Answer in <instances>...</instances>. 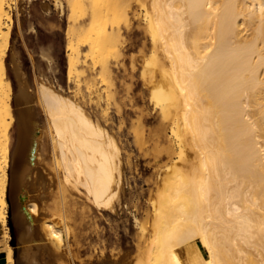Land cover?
<instances>
[{"label":"bare ground","instance_id":"obj_1","mask_svg":"<svg viewBox=\"0 0 264 264\" xmlns=\"http://www.w3.org/2000/svg\"><path fill=\"white\" fill-rule=\"evenodd\" d=\"M7 2L0 0V235L5 244L0 255L7 257L0 264L15 261L9 243V207L23 236L34 238L41 223L40 204L29 198L31 181L39 180L45 190L57 178L63 199L75 187L97 208L116 212L123 182L118 90L109 93L118 117L115 131L109 126L111 116L102 104L101 90L96 98L79 101L46 83L40 84V101L48 119L46 151L53 162L38 170L41 130L35 124L31 132L22 114L9 175L14 121L5 64L12 21ZM119 4L71 0L68 76L81 66L85 82L93 81L86 63L79 65V53L86 45L100 64L102 78L113 81L117 67L112 55L121 54L125 61V52L135 47L121 42L119 49L115 38L142 29L139 55L132 57V64L139 61L140 76L164 117L155 136L159 141L160 133L166 136L171 162L166 164L167 178L157 194L146 229L148 244L138 264H185L178 253L183 244L190 264H264V0H121ZM98 43H105L100 50L95 48ZM93 100L100 118L87 106ZM41 226L56 247L66 243L65 223L45 218Z\"/></svg>","mask_w":264,"mask_h":264},{"label":"rangeland","instance_id":"obj_2","mask_svg":"<svg viewBox=\"0 0 264 264\" xmlns=\"http://www.w3.org/2000/svg\"><path fill=\"white\" fill-rule=\"evenodd\" d=\"M115 2L119 4L121 0H115ZM7 3L12 21L5 64L12 85L10 103L11 116L14 121L9 175L11 176L12 173L13 153L17 144L22 114H24L23 121L28 122L31 132L34 130L35 124H38L41 130L39 142L42 156L38 170L46 169L47 166H50V162H53L50 153L46 151L48 119L40 101L41 83L69 92L73 98L79 101L84 100L85 97L88 99V96L96 98L101 90L102 104L107 105L108 115L111 116L109 117L112 122L109 120V126L115 131L118 117L113 97L109 93L115 89L119 91H117V96L121 103L119 133H121V170H123L120 206H118L117 212L111 209L97 208L83 190L75 187L69 189L71 190L69 194L65 191L68 197L63 199L64 193L57 178L51 182L49 189L47 187L45 190L40 188L39 180L31 181L29 198L40 204L41 223L36 227L35 240L31 235L23 236L14 224L12 208L9 207L8 225L11 233L9 243L14 251V264L140 263V258L144 256L145 252L143 250L149 240L146 229L150 227L157 194L163 189L168 172L166 164L171 162L166 150L168 145L166 136L164 133H160V141L155 136L156 130L163 127L165 121L162 123L163 116L156 109L150 87L140 76V63L137 59L133 66L132 60L139 55V47H141L142 29L140 28V32L122 38L121 35L115 38L117 42H120L117 46L119 49L121 42L123 46L135 43V47L125 52V61L121 59V54L118 57L111 56L112 65L114 68L117 67L113 72L116 80L113 79V81L105 82L106 79H103L104 76L99 73L100 64L94 62L93 54L87 52V46L83 45L82 51L79 53L81 60L79 65L86 63V67L91 71V77H94L93 81L90 78V82L87 84L81 66H78L77 70L75 69L70 78L68 76L67 42L69 37L67 29L73 23L71 0H8ZM77 38H75L76 42ZM103 44L105 43H98L95 48L100 50L103 48ZM134 56L135 58H132ZM118 60L119 62H116ZM109 81L110 83L106 84ZM89 92H92V95ZM93 103L94 100L86 105L94 114L99 113L95 116L100 118L99 108L98 110V106L94 108L95 103ZM10 178L7 188L8 201ZM50 189L51 191L48 193L47 190ZM51 192L54 194L48 196ZM67 199L72 203L71 201L68 203ZM65 201H67L68 207L64 203ZM45 218H52L59 224L65 223L69 227L66 243H62V247L58 248L52 244L47 232L42 228L41 225ZM195 241L201 244L198 238ZM4 246L0 235L1 253L4 252ZM178 247L181 259L185 264H190L187 246L183 244ZM199 247L206 253L204 247L201 245Z\"/></svg>","mask_w":264,"mask_h":264},{"label":"crops","instance_id":"obj_3","mask_svg":"<svg viewBox=\"0 0 264 264\" xmlns=\"http://www.w3.org/2000/svg\"><path fill=\"white\" fill-rule=\"evenodd\" d=\"M11 201V191H10V197H9V202ZM5 257V258H4ZM6 255H0V262H3L6 260ZM3 259V260H2Z\"/></svg>","mask_w":264,"mask_h":264},{"label":"trees","instance_id":"obj_4","mask_svg":"<svg viewBox=\"0 0 264 264\" xmlns=\"http://www.w3.org/2000/svg\"><path fill=\"white\" fill-rule=\"evenodd\" d=\"M4 262V261H3Z\"/></svg>","mask_w":264,"mask_h":264}]
</instances>
